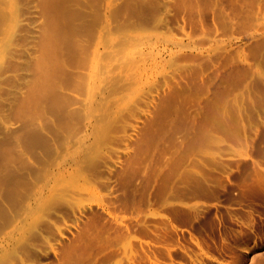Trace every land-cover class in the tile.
<instances>
[{
  "label": "rangeland",
  "instance_id": "obj_1",
  "mask_svg": "<svg viewBox=\"0 0 264 264\" xmlns=\"http://www.w3.org/2000/svg\"><path fill=\"white\" fill-rule=\"evenodd\" d=\"M260 10L0 0V264H264Z\"/></svg>",
  "mask_w": 264,
  "mask_h": 264
},
{
  "label": "bare ground",
  "instance_id": "obj_2",
  "mask_svg": "<svg viewBox=\"0 0 264 264\" xmlns=\"http://www.w3.org/2000/svg\"><path fill=\"white\" fill-rule=\"evenodd\" d=\"M252 10H253V9H252ZM258 11H259V10H258ZM260 11H264V10H260ZM255 14H256V13H255ZM259 14H260V13H259ZM259 14H258V15H259ZM189 15H192V16L196 17V15L194 14V10H193V9L190 10ZM254 16H255V15H254ZM256 16H257V15H256ZM256 16H255V17H256ZM251 17H253V15H252ZM251 17H250V18H251ZM255 17H253V20L255 19ZM196 18L200 21V15H199L198 13H197V17H196ZM258 18H260V17L257 16L256 19H258ZM251 19H252V18H251ZM253 20H252V22H253ZM192 22H195V20H193ZM255 22H256V21H255ZM253 23H254V22H253ZM28 24H29V23H28ZM252 37H253V35H252Z\"/></svg>",
  "mask_w": 264,
  "mask_h": 264
}]
</instances>
